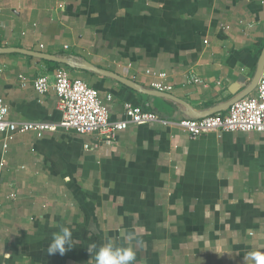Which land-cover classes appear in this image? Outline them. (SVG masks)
<instances>
[{"label":"crops","instance_id":"1","mask_svg":"<svg viewBox=\"0 0 264 264\" xmlns=\"http://www.w3.org/2000/svg\"><path fill=\"white\" fill-rule=\"evenodd\" d=\"M263 45L264 0H0V48L65 59L0 52L8 120L58 124L55 92L32 85L43 73L53 82L57 66L110 96V121L125 119L127 101L158 116L94 151L83 148L93 135L59 127L14 133L6 146L0 133V264H94L88 248L108 239L131 243L134 264L264 255V133L190 138L178 125L243 90ZM146 71L164 72L173 89L149 93ZM189 72L203 82L188 83ZM59 226L72 230L73 247L49 255Z\"/></svg>","mask_w":264,"mask_h":264},{"label":"built area","instance_id":"2","mask_svg":"<svg viewBox=\"0 0 264 264\" xmlns=\"http://www.w3.org/2000/svg\"><path fill=\"white\" fill-rule=\"evenodd\" d=\"M206 42V41H204ZM2 67L0 66V71ZM153 80L150 86L157 92L165 93L173 89L165 83L164 72L146 71ZM46 73L39 74L32 80L35 91L44 94L53 89L61 111V120L51 125L41 121L13 122L7 119L8 107L0 98V133L6 141L14 133L34 132L41 137L46 131H54L56 127L73 130L79 135H93V140L85 143L83 148L94 151L100 143L110 146L115 143L117 133L129 124L140 125L156 121L158 116L139 104L125 102L123 105L125 119L110 121L108 102L100 99L98 91L78 78H71L63 66L52 71L53 82ZM22 86L26 85L23 76H19ZM188 83H202L203 80L193 72H189ZM179 127L186 131L190 138H196L209 132H257L264 133V68L255 88V95H247L231 104L227 110L204 117H185L178 121Z\"/></svg>","mask_w":264,"mask_h":264},{"label":"clouds","instance_id":"3","mask_svg":"<svg viewBox=\"0 0 264 264\" xmlns=\"http://www.w3.org/2000/svg\"><path fill=\"white\" fill-rule=\"evenodd\" d=\"M134 235L127 234V240L131 242ZM73 234L69 227L59 226V230L52 234L47 245L46 252L51 254L59 253L63 255L73 247ZM88 252L93 255L94 264H134L136 260V250L131 243L120 244L112 239L106 240L101 245L91 244ZM248 258L253 264H264V255L257 252H250Z\"/></svg>","mask_w":264,"mask_h":264},{"label":"water","instance_id":"4","mask_svg":"<svg viewBox=\"0 0 264 264\" xmlns=\"http://www.w3.org/2000/svg\"><path fill=\"white\" fill-rule=\"evenodd\" d=\"M13 51L20 52V53H23V54H27L29 56H33V57H36V58H39V59L52 61V62H55V63H65V59L64 58L56 57V56L49 55V54L42 53V52H36V51L24 50V49H18V48H0V52H13ZM263 68H264V45H263V47H262V49L260 51V54H259V56L257 58L255 70H254V73H253V76L251 78L250 83L243 90H241L238 94H236L231 100L226 102L224 105L219 106V107L211 108L208 112H205V113L200 114V115H196L194 117H204V116L212 115V114H214L216 112L224 111L231 104H233L234 102H236L239 99L249 95L252 91L255 90ZM92 70H94V71H96L97 73H100V74L110 75V76L118 79L119 81L123 82L124 84L128 85L129 87H133L134 86L133 82H131V81L127 80V79L121 78V77H119L116 74H108L107 72H105L103 70H98V69H95V68H92ZM149 93H158V94L166 95L165 93H161V92H157V91H155V92L149 91Z\"/></svg>","mask_w":264,"mask_h":264}]
</instances>
